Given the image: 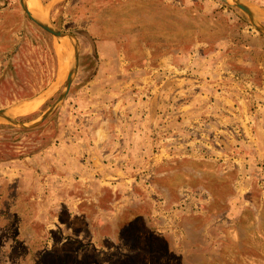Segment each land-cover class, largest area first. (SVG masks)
<instances>
[{"label":"rangeland","instance_id":"rangeland-1","mask_svg":"<svg viewBox=\"0 0 264 264\" xmlns=\"http://www.w3.org/2000/svg\"><path fill=\"white\" fill-rule=\"evenodd\" d=\"M27 1L77 39L80 59L45 122H0V264H135L114 242L118 222L150 264H161L160 236L175 249L168 264H264V35L234 0H158L225 23L176 36L184 23L143 14L147 31L170 28L147 38L93 9L126 0ZM244 1L264 26V0ZM8 11L28 19L20 0H0V26ZM61 42L29 19L0 32V112L35 125L57 103L73 65ZM137 202L156 233L127 211Z\"/></svg>","mask_w":264,"mask_h":264},{"label":"trees","instance_id":"trees-1","mask_svg":"<svg viewBox=\"0 0 264 264\" xmlns=\"http://www.w3.org/2000/svg\"><path fill=\"white\" fill-rule=\"evenodd\" d=\"M147 1H149V3L146 7L141 6L137 0H126L125 2L120 1V2H117L116 4L110 3L107 7L103 9H102L101 3H99V6L95 5L93 9L102 10L104 13L101 16L104 19H106L105 17H110L113 19H120L119 23H137L136 27L130 31L129 35L134 36L135 32L139 31L144 34L143 36L145 38H147L145 33L152 34L157 37H161L167 31H169L170 28L169 27L161 28L160 31H159V28L157 30L155 28H152L151 32L147 31L145 28H143V25L141 24V23H146V17H144L143 14L149 15L148 23L152 22L154 16H156L157 18V23H162L161 25H163V23H184L183 25L179 24L178 28L176 29V31H179L178 33L174 31L176 36L181 33H186V32L191 33V35H194V36L196 34L202 35L203 32L207 30L206 23H225L224 18L222 16L206 15L204 11L201 9H199V11H195L194 7H191V8L168 7V6L161 4L158 0H147ZM124 13H125L124 18H122ZM127 13H129V16H127ZM97 18L99 17L97 16ZM1 20L3 21V24L0 26V32H2L3 35L7 37L13 35L16 31H18V27L20 23H24L25 20L28 21V19L24 17L23 15L20 16V13L17 11L15 13L11 11L4 13L3 15H1ZM188 23H202V27L197 28L194 24L189 25ZM209 28H212V27L209 26ZM184 162H187V161H184ZM175 164H179V161H175ZM225 178H227V176ZM215 184H216L215 186H218L222 192L230 193L228 188L223 187L222 181H216ZM113 197H117V193L115 194L111 193L110 198H113ZM172 198L175 199V196ZM227 204L228 203H226V201L220 202L219 208L221 209L223 208L222 210H224L227 207ZM140 205L141 203L137 202L136 204L133 205L131 209H127V211L128 212L130 210L136 211L139 208H141ZM138 212L139 213L136 216L139 220L137 219V221L144 222L142 225V229H148L156 233V231H154L152 227L145 224L144 219L146 218L144 216L142 217L141 210H138ZM194 220L198 223V225H195ZM194 220L193 222H191L193 225L192 229L199 231L196 226L203 224V218L199 217ZM117 225H118L117 228L121 227L119 226L120 225L119 222L117 223ZM117 228L114 231H112V228H111V233H113L114 242L119 243V245L116 244L117 247L121 249L123 248L124 253L127 255H130L129 256L130 260H135L134 262L135 264H150L153 257L152 255H150L149 257H146L148 255V252L142 251L141 252L142 257H140L141 259L136 255V252L139 249V245L144 247L145 244L143 242L139 243L136 240H133L132 242H128L127 240H125V236L123 235V233H121L120 230H117ZM104 232L105 230L103 231V233ZM105 237L108 240V235H106ZM160 238H161V243L164 244L163 249L165 250V252H163L162 254L156 255V256L157 258H160L161 264H168L167 262L172 261L173 259L169 257L167 251L170 248V250H173L175 252V249L173 248L172 242L169 239V237H166V236L157 237V239H160ZM175 264H178V262H175Z\"/></svg>","mask_w":264,"mask_h":264},{"label":"water","instance_id":"water-1","mask_svg":"<svg viewBox=\"0 0 264 264\" xmlns=\"http://www.w3.org/2000/svg\"><path fill=\"white\" fill-rule=\"evenodd\" d=\"M236 8L247 18V20L250 22V24L259 32H261L264 35V26L262 25L260 19L254 14V12L247 6L246 2L244 0H234ZM31 4V3H30ZM20 5L22 7V10L24 14L28 17V19L34 23L37 27L42 29L43 31L50 34L52 37H55L57 39H63L65 42L70 46V49L72 50L73 55V65L72 68L68 74L67 82H66V90L61 96V98L57 101V103L51 107L43 116V118L40 120L39 123L35 125H22L19 123H16L15 120L12 119L10 112H0V122L8 125L13 126L18 129H33L41 125L45 120L56 110V108L61 104V102L64 100V98L69 93L74 78L76 76V73L78 71L79 66V59H80V49L77 43V39L73 36L61 33L57 28L52 26L50 22H48V19L43 14L44 17L41 15H38L35 13L27 0H20ZM39 16H37V15Z\"/></svg>","mask_w":264,"mask_h":264},{"label":"crops","instance_id":"crops-1","mask_svg":"<svg viewBox=\"0 0 264 264\" xmlns=\"http://www.w3.org/2000/svg\"><path fill=\"white\" fill-rule=\"evenodd\" d=\"M177 89V88H176ZM241 87L240 85H237L235 84V91H240ZM244 106V104H242V101H236L233 103V106L236 108V109H239L240 111L242 110L241 108ZM242 106V107H241ZM238 117L237 120H241L242 118V115H238L236 116V118ZM129 119H132L131 117H129ZM102 131V132H101ZM123 132V131H122ZM96 139H95V143L96 144H99L101 142V140H104L105 139V129L102 127V130H99V131H96ZM117 136L118 138H121L122 137V134L120 133H117Z\"/></svg>","mask_w":264,"mask_h":264},{"label":"bare ground","instance_id":"bare-ground-1","mask_svg":"<svg viewBox=\"0 0 264 264\" xmlns=\"http://www.w3.org/2000/svg\"><path fill=\"white\" fill-rule=\"evenodd\" d=\"M30 5V7H31V9L35 12V13H37L38 15H41L42 17H44L43 16V14H47L48 13V11H46V10H44V9H42L41 7H39L38 5H35V6H33L32 4H29ZM43 13V14H42ZM36 14V15H37ZM37 15V16H38ZM39 17V16H38ZM62 42H61V46L63 45V46H67L69 49H70V46L65 42V40H61ZM60 46V44H59V48H60V52L61 53H64L65 51H64V49L62 48Z\"/></svg>","mask_w":264,"mask_h":264}]
</instances>
